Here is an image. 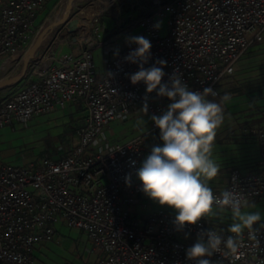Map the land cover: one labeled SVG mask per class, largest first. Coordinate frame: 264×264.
<instances>
[{"label": "built area", "instance_id": "obj_1", "mask_svg": "<svg viewBox=\"0 0 264 264\" xmlns=\"http://www.w3.org/2000/svg\"><path fill=\"white\" fill-rule=\"evenodd\" d=\"M46 1L0 0V58L27 44L36 13ZM153 1L155 8L131 25L140 26L137 36L151 42V60L145 67L157 59L167 61L162 82L175 70L190 90L211 87L218 93V81L232 75L250 47L264 39V0ZM163 19L164 34L153 29ZM99 31L89 38L73 35L81 43L79 54L58 58L48 50L35 63L34 81L0 96V127L67 103L78 102L85 112L79 144L67 154L25 166L0 164V264H30L35 245L50 238L57 221L86 233L102 250L99 264H195L186 257L193 245L183 236L199 238L213 230L225 239L234 235L204 218L177 231L176 214L162 209L143 218L130 213L127 206L136 204L142 192L135 178L145 151L142 134L112 145L105 153H85L109 123L138 112L145 98L144 83L132 85L127 78L138 66L123 62L135 45L122 49L118 57L111 55L103 74H95L91 54L105 43L92 40ZM108 71L116 73L113 79ZM147 103V130L157 129L150 117L166 110L169 101L154 91L147 95ZM253 132L264 157V128ZM127 173L132 174L130 187L124 183ZM225 190L248 203L263 199L264 168L245 174L231 171L226 186L212 191L219 197ZM252 231L254 238L248 229L235 237L239 245L235 254L222 244L221 252L201 259L210 264H264V227Z\"/></svg>", "mask_w": 264, "mask_h": 264}, {"label": "clouds", "instance_id": "obj_2", "mask_svg": "<svg viewBox=\"0 0 264 264\" xmlns=\"http://www.w3.org/2000/svg\"><path fill=\"white\" fill-rule=\"evenodd\" d=\"M162 21L157 20L154 30L162 27ZM126 42L135 45L123 58V62L135 64L138 70L128 74L132 85L143 82L145 98L142 112L148 114L147 95L155 91L157 97L166 98L169 103L161 114H153L150 120L159 130L161 145H154L150 154L142 161L135 171V178L140 183V190L160 206H166L177 213L174 226L182 231L185 225H195L203 217L213 214V205L220 209H230L234 222L228 228L230 235L225 239L216 231H207L199 235L193 246L186 250V257L195 264H210L208 259L215 252H221V245L235 254L240 236L244 229L254 238L253 225L261 219L258 211L245 212L242 208L254 207L247 200L231 191H223L219 197L213 194L209 187L220 172V165L212 159L213 144L217 130L222 126L225 114L223 103L230 99L228 94L220 98V102L208 99L218 95L211 87L203 91H192L183 82L181 74L175 70L167 82H162L165 76L164 68L167 61L155 60L150 67H145L151 60V42L144 36H127ZM119 48L113 50V56H119ZM119 67V65H118ZM113 79V71L106 72ZM145 123V121H141ZM136 162L131 161L135 167ZM132 174L124 176L126 187H130ZM207 241H204V237Z\"/></svg>", "mask_w": 264, "mask_h": 264}, {"label": "rangeland", "instance_id": "obj_3", "mask_svg": "<svg viewBox=\"0 0 264 264\" xmlns=\"http://www.w3.org/2000/svg\"><path fill=\"white\" fill-rule=\"evenodd\" d=\"M95 1L74 0V6H72L64 22L70 28L71 35L81 34L86 37L92 32L90 35L93 36V33L99 28L100 31L95 33L92 40L95 43H105L93 50L92 62L95 74L100 76L104 72L106 60L113 55V50L120 49L124 44L129 45L125 38L137 36L139 33L140 26L131 25V22L150 13L155 5L153 0L149 3L148 0H140L149 4L145 7L147 10L144 12L135 8L136 0H113L107 8L96 16L92 25L84 28L82 24L83 12ZM75 21L79 24L78 28L70 25ZM160 21L163 22L160 29L164 34L166 19ZM100 33L101 35H99ZM57 54L55 52V57L58 56ZM216 88L218 96L214 99L215 101L220 102V98L225 94L230 97L222 105L225 119L221 131H248L249 136L256 137L253 131L264 128V39L250 47L237 62L234 73L220 79ZM141 121H145V123H141ZM148 122V115H144L141 109L122 117L120 122H111L112 130L105 131L87 147L85 153L92 156L105 153L110 146L142 134L144 142L149 140L151 143H148V147L145 148L140 159V167L154 145L162 146L159 130H147ZM77 134V131H14L3 145L6 149L5 153L8 155L5 163L25 166L31 162L36 163L38 159L45 157L57 160L64 146L72 147L76 142L77 145L79 144ZM208 183L212 190L225 184H215L212 181ZM139 201L140 204L145 202L148 206L143 211L137 212L139 218L148 213L149 209L151 211L162 209L168 213L177 214L175 210L160 206L150 200L143 192L140 194ZM248 204L254 205V207H245L242 208V211H258L261 214V219L253 227H264V198ZM203 218L224 230H228L232 223L238 222L233 220L230 209H220L216 205H213V214ZM54 226L59 235V241H54L57 245L55 252L60 257L65 258L66 264H99L102 250L94 247L85 232L69 227L61 221L55 222ZM197 239L185 235V241L189 244H194Z\"/></svg>", "mask_w": 264, "mask_h": 264}, {"label": "crops", "instance_id": "obj_4", "mask_svg": "<svg viewBox=\"0 0 264 264\" xmlns=\"http://www.w3.org/2000/svg\"><path fill=\"white\" fill-rule=\"evenodd\" d=\"M68 2L69 0H47L42 8L36 13L31 32L32 34L30 35V41L26 45L19 47L11 54L0 58V96L9 93L10 91L19 90L26 84L34 81L37 78L38 72V69H35V63L42 56H45L48 50H52L54 55L55 52H57L58 58L69 53L79 54L81 47L80 41L76 40V38L71 35V30L65 22L60 23V21L66 19L68 15L66 13ZM149 2L151 1H148V3ZM73 3L74 0L72 1V6H74ZM148 3L136 0L134 4L135 8L145 12L147 10L145 7L149 5ZM54 23L58 24L54 25L45 35L43 41L41 42L38 56L30 61L26 76L21 80L13 81L17 78L22 69L23 59L28 48L45 27ZM99 35H101V33ZM127 46V44H124V46H121L119 50L121 51ZM215 98L216 97L208 99L211 100ZM84 117L85 112L81 104L73 102L67 103L64 106L56 107L47 113L36 114L28 119L16 118L11 122L2 125L0 127V164L7 161L6 158L8 155L5 153L6 149H4L3 145L8 137L14 133V131H77L78 138L80 131L84 126ZM120 120L121 119H117L113 122H120ZM111 127L112 125L109 123L105 131L107 132L112 130ZM221 130H223L222 127L217 130V136L214 141L212 151V159L220 165V172L217 177L212 180V182H215V184H225L223 186L213 188V190H219L226 186L229 181L231 171L237 170L245 174L256 172L264 168V157L261 152L260 143L256 137L251 135L249 136L247 133L248 131ZM148 143L151 142L149 140H145V148L148 147ZM76 145L77 142L72 147L64 146L60 157L73 150ZM140 194L136 198V204L127 206V209L136 218H139V214L137 213L138 211H143L148 207L145 202L140 204ZM150 211L151 210L149 209V212ZM146 214L147 213H145V215ZM145 215H142L141 218ZM182 239L185 241V236H183ZM54 241H59L58 231L55 226L53 234L50 238L35 245L32 262L30 264H66L67 261L65 258L56 254L55 250L57 249V245H55L56 243Z\"/></svg>", "mask_w": 264, "mask_h": 264}, {"label": "water", "instance_id": "obj_5", "mask_svg": "<svg viewBox=\"0 0 264 264\" xmlns=\"http://www.w3.org/2000/svg\"><path fill=\"white\" fill-rule=\"evenodd\" d=\"M72 1L73 0H69L68 4H67V8H66V13L68 14V12L71 10L72 8ZM65 19H63L61 22H64ZM58 23H54L49 25L48 27H45L41 33L37 36V38L35 39V41L32 43V45L28 48V50L25 53L24 59H23V66L22 69L19 73V75L17 76L16 79H14L13 81H18L23 79L26 76V73L28 71L29 65H30V61L32 59H34L35 57L38 56L39 54V48L41 45V42L43 41L45 35L47 34V32L54 26L57 25ZM71 26L78 28L79 24L77 21L70 23ZM1 87V86H0Z\"/></svg>", "mask_w": 264, "mask_h": 264}, {"label": "bare ground", "instance_id": "obj_6", "mask_svg": "<svg viewBox=\"0 0 264 264\" xmlns=\"http://www.w3.org/2000/svg\"><path fill=\"white\" fill-rule=\"evenodd\" d=\"M113 0H96L92 3L84 12L82 16V24L84 28L89 27L93 24L96 16L107 8ZM82 14V13H81ZM90 35H87L86 38H89Z\"/></svg>", "mask_w": 264, "mask_h": 264}]
</instances>
